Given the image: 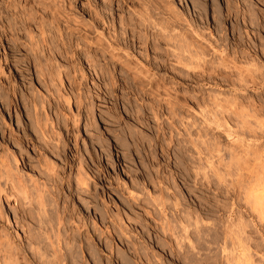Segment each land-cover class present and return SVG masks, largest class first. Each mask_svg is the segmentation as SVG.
I'll return each mask as SVG.
<instances>
[{"label": "rangeland", "instance_id": "1", "mask_svg": "<svg viewBox=\"0 0 264 264\" xmlns=\"http://www.w3.org/2000/svg\"><path fill=\"white\" fill-rule=\"evenodd\" d=\"M193 1L0 0V152L51 187L35 129L66 165L75 264H264V0ZM9 197L2 249L45 264L34 205Z\"/></svg>", "mask_w": 264, "mask_h": 264}, {"label": "bare ground", "instance_id": "2", "mask_svg": "<svg viewBox=\"0 0 264 264\" xmlns=\"http://www.w3.org/2000/svg\"><path fill=\"white\" fill-rule=\"evenodd\" d=\"M197 2V0H194L193 2L194 3H196ZM198 3V2H197ZM200 4V3H199ZM204 4V3H203ZM194 5H197V8L199 7V5L198 4H194ZM205 5V4H204ZM202 7H205V6H203V5H201ZM201 7V8H202ZM204 9V8H203ZM176 16V15H175ZM177 17V16H176ZM178 19V18H177ZM183 19V18H182ZM176 21V20H175ZM179 21V20H178ZM190 21V20H189ZM185 22V21H184ZM27 23V22H26ZM190 23H192L191 21H190ZM188 24V23H187ZM189 25V24H188ZM193 25V24H192ZM191 24H190V26H192ZM186 27V26H185ZM193 27V26H192ZM163 28H166V27H163ZM197 29V28H196ZM194 30L195 31V33H197L198 35H199V33L197 32V30ZM29 32H30V30H29ZM191 34V33H190ZM200 36V35H199ZM187 41V40H186ZM152 42V41H151ZM190 42V41H189ZM149 43H150V41H149ZM184 43V42H183ZM38 44V43H37ZM37 46V45H36ZM190 46H192V44L190 45V43H184V44H181V46H180V50H190L189 49V47ZM198 47V46H197ZM191 48V47H190ZM191 50H192V48H191ZM190 50V51H191ZM194 50V49H193ZM35 51V50H34ZM37 51H39V50H36V52ZM35 52V53H36ZM41 52V51H40ZM187 52V51H186ZM42 53H43V50H42ZM190 53H192V52H190ZM194 53V52H193ZM192 53V54H193ZM197 53V52H196ZM195 53V54H196ZM36 56V55H35ZM40 56V55H39ZM189 57H191L189 60L191 61H188V63L190 62L191 64L193 63L192 62V60L194 59V57H197V56H190L189 55ZM36 59H37V56H36ZM44 59V58H43ZM187 59V58H186ZM39 60H40V62H39V64H38V66L40 67L41 66V61H42V59H40V57H39ZM50 60V59H49ZM185 60V59H184ZM188 60V59H187ZM38 61V60H37ZM44 61V60H43ZM46 61V60H45ZM37 63V62H36ZM45 63V62H44ZM43 63V64H44ZM46 63H48V62H46ZM196 63V62H195ZM187 64V63H186ZM198 64V63H197ZM188 65V64H187ZM199 65V64H198ZM198 65H197V67H198ZM43 66V65H42ZM41 66V67H42ZM194 66H195V64H194ZM40 67V69H42ZM196 68V67H195ZM39 69V70H40ZM43 69H44V67H43ZM42 69V70H43ZM45 69H46V67H45ZM41 70V72H43ZM53 70V69H52ZM39 72V71H38ZM40 72V73H41ZM50 72V71H49ZM51 73V72H50ZM44 74V73H43ZM48 74V73H47ZM61 74V73H60ZM59 76V75H58ZM45 77V76H44ZM60 77V76H59ZM62 79V78H61ZM2 88H3V86H2ZM5 88V87H4ZM3 88V89H4ZM15 90V89H14ZM1 91V90H0ZM3 92V91H2ZM1 92V93H2ZM1 93H0V97L2 96L1 95ZM3 94V93H2ZM41 94H42V92H41ZM43 95V94H42ZM45 96V95H44ZM43 96V97H44ZM67 98V97H66ZM36 99V98H35ZM34 99V100H35ZM41 101V100H40ZM7 102V101H6ZM57 102V101H56ZM68 102V101H67ZM40 103V102H39ZM6 104V103H5ZM35 104V103H34ZM38 104V103H37ZM36 104V105H37ZM43 104V103H42ZM51 105V104H50ZM10 107V106H9ZM29 107V106H28ZM155 107V106H154ZM56 108V107H55ZM43 109V108H42ZM45 109V108H44ZM56 110V109H55ZM44 111V110H43ZM39 112V111H38ZM39 114V113H38ZM28 115V114H27ZM36 115H37V113H36ZM38 116V115H37ZM43 116V115H42ZM51 116V115H50ZM32 118V117H31ZM38 119V118H37ZM41 119V118H40ZM53 119V118H52ZM31 120V119H30ZM39 120V119H38ZM37 120V121H38ZM37 121H35V122H37ZM40 121H42V120H40ZM39 121V122H40ZM57 121H59V120H57ZM34 122V121H33ZM44 122H46V120L44 121ZM42 124V123H41ZM40 124V125H41ZM44 124V123H43ZM42 124V125H43ZM46 124V123H45ZM44 124V125H45ZM65 124V123H64ZM39 125V124H38ZM47 125V124H46ZM46 125L43 127V128H46ZM161 125V124H160ZM31 127V126H30ZM40 128H41V126H40ZM159 128H161V127H159ZM32 129V128H31ZM37 129V128H36ZM42 129V128H41ZM55 129V128H54ZM58 129V128H57ZM162 129V128H161ZM47 130V129H46ZM49 130V129H48ZM60 130V129H59ZM166 130V129H165ZM34 131H35V129H34ZM33 131V132H34ZM43 131H44V129H43ZM42 131V132H43ZM49 131H51V130H49ZM164 131V130H163ZM32 132V138L30 139H28L29 141H32V142H34V144H36L37 145V148H39L40 150H39V163H42V165L43 166H45L44 168H46V171H50V172H52L53 174H52V176L54 175V177H53V184L51 185V187L48 185V183L49 182H46V183H44V182H42V183H40V185H38V186H41L42 185V188H40V187H37V184L40 182L39 180H38V178L39 177H37V179H36V177H32V176H29L28 178H26V177H24V176H22L23 174H20L21 172L19 171L20 169L18 168L19 166H18V164H16V166L15 167H17V168H15L14 167V165H13V167L11 166L12 164H10V162H9V156H8V154L5 152V151H3V152H0V180H1V177L2 176H5L6 177V182H5V186H3L1 183H3L4 184V182L2 181V182H0V204L2 203V201H1V192H3V193H6V196H10L11 198L13 197L15 200H17L19 197H21L22 199H23V202H26L25 204H32V205H34V207H32V208H27L26 210H25V215L27 214V216H29L30 218H34V219H36V221H37V224H38V230H40V235H38V233H37V236H35L36 234H34V233H31L30 231H28V232H30V234H29V236L27 237L26 236V239L28 240V242H31L30 244H31V248H32V246L33 245H35L34 243H33V241H32V239L34 238V240L35 241H38V243L40 244L41 242L43 243V241H42V239H41V237H44L46 240H48L50 243H49V245L52 247V253H51V257H52V259L50 260V259H48V257L45 259L44 257V253H40V257L42 256L43 258H44V260H43V262H45V264H71V263H78L77 262V258H76V261H75V255H76V253H77V251H76V253H75V255L73 254V252L72 253H70L69 251H70V249L72 248V246L71 245H73L74 244V242H75V239H76V237L75 236H82L83 237V235H85V233H84V230L82 229L83 228V226H81V224H80V222L82 221L81 219V217H78V223H77V221H75L74 220V216L72 215L73 213H75V212H77V210H76V207L74 206H72L73 208H69L68 207V209H67V202H68V197H67V192H68V190H70L71 189V182H72V180H71V177H70V174L68 173L67 174V171L65 170V166L63 167V166H58V167H56L57 165H53L54 163L51 161V158H49L50 156V154H53V153H50L49 154V151L47 150L48 148H50V147H48V148H46L45 146L43 147V145L39 142L40 140H41V142H42V138L41 139H39V137H41V135L38 137V136H34L33 137V133ZM38 132H41V131H38ZM38 132H36L35 133V135L38 133ZM52 133H53V131H51ZM51 132H50V135H51ZM55 133H57L56 131H55ZM2 135H4V133L2 134ZM49 134H48V132H47V135L46 136H48ZM53 135V134H52ZM55 135H57V134H55ZM54 135V136H55ZM5 136V135H4ZM49 138H50V136H48ZM52 137V136H51ZM60 137H61V134H60ZM159 137V136H158ZM5 138V137H4ZM22 139V138H21ZM46 139V138H45ZM52 139H54V138H52ZM7 140V139H6ZM9 140V139H8ZM43 140H44V138H43ZM57 140V139H56ZM1 143V142H0ZM42 143H44V142H42ZM2 144V143H1ZM0 144V145H1ZM45 144H46V142H45ZM42 145V146H41ZM56 145V144H55ZM48 146H49V144H48ZM60 146V145H59ZM5 150V149H4ZM38 150V149H37ZM15 152H17V151H15ZM15 152H14V154H15ZM13 154V155H14ZM62 154V153H61ZM65 154V153H64ZM16 155V154H15ZM16 157V156H15ZM18 157V156H17ZM16 157V158H17ZM20 157V156H19ZM25 158V157H24ZM26 158H28V157H26ZM67 159V158H66ZM17 161H18V159H17ZM70 161V160H69ZM69 161H66V164L68 165L69 164ZM54 162H55V160H54ZM55 163H57V162H55ZM58 164V163H57ZM26 165H28V163L26 162ZM31 166H32V164H31ZM42 166V167H43ZM33 167V166H32ZM41 167V166H40ZM41 167V168H42ZM34 168V167H33ZM38 168V167H37ZM79 168H80V166H79ZM24 169V168H23ZM40 169V168H39ZM37 170V169H36ZM82 170V169H81ZM38 172H39V170H37ZM33 172V171H32ZM27 173V172H26ZM29 173V172H28ZM42 173V172H41ZM81 173V172H80ZM18 174H20L19 176H18ZM38 174H40V173H38ZM35 175V174H34ZM45 175V174H44ZM47 175V174H46ZM81 175V174H80ZM26 176V175H25ZM28 176V175H27ZM38 176H40V175H38ZM44 177V176H43ZM48 177H49V175H48ZM77 177V176H76ZM50 178V177H49ZM80 178H81V176H80ZM83 178V177H82ZM29 179V180H28ZM4 180V179H3ZM51 180H52V178L50 179V182H51ZM83 179H81V180H77V181H81V182H79V183H83V184H87V182L86 181H82ZM85 180V179H84ZM28 181H29V183H28ZM30 181L31 182H33L32 184L34 185V186H36L37 188V190H36V192L35 193H37V195H36V198H34V196H32L31 195V193L29 192V190H28V188H30L29 187V185H31L30 184ZM44 181V180H43ZM45 181H47V179L45 180ZM66 184H68V187L66 188L65 187V185ZM10 185V186H9ZM88 185V184H87ZM90 186V185H89ZM256 186V185H255ZM258 186V185H257ZM256 186V187H257ZM32 188V187H31ZM30 188V189H31ZM35 188V187H34ZM81 188V187H80ZM255 188V187H254ZM258 188V187H257ZM78 189V188H77ZM75 191H76V189H75ZM253 191V190H252ZM33 192V191H32ZM259 192V191H258ZM257 192V193H258ZM131 193V192H130ZM251 194V193H250ZM259 194V193H258ZM255 195V196H253V198L255 197V199H254V201L258 204V206L260 205V204H262V203H264V194H261V195ZM33 195H35V194H33ZM66 196L65 197V201H64V204H63V212H62V210H61V213L59 214V211L57 212V216H54V214H56V213H54L52 210V212L54 213H50L49 212V210H50V208H49V206L48 205H51V202L54 204V207H55V209L56 210H58L59 209V201H60V199L63 197V196ZM9 197V198H10ZM252 197V196H251ZM155 198H157V197H155ZM159 198V197H158ZM157 198V199H158ZM161 198V197H160ZM8 199V198H7ZM177 199V198H176ZM19 200V199H18ZM63 200V199H62ZM159 200H161V199H158V202H159ZM165 200V199H164ZM168 199H166V201H167ZM22 201V200H21ZM155 201H156V199H155ZM177 201V200H176ZM165 202V201H164ZM164 202H163V204H164ZM174 202V201H173ZM179 202V201H178ZM22 203V202H21ZM35 203V204H34ZM65 203H66V205H65ZM160 203V202H159ZM158 203V204H159ZM166 203V202H165ZM176 203V202H175ZM255 203V204H256ZM19 204V203H18ZM1 205H3V203L1 204ZM1 205H0V218L2 219V217H3V213L5 214V212H3L2 210V208H1ZM21 205V204H20ZM74 205V204H73ZM175 205H178V204H175ZM174 206V205H173ZM24 207V206H23ZM48 207V208H47ZM51 207H53V206H51ZM53 207V208H54ZM261 207V206H260ZM52 209V208H51ZM55 209H53V210H55ZM61 209V208H60ZM28 210L31 212V211H34L35 213H36V217L33 215V214H30L29 212H28ZM79 210V209H78ZM69 211H71V213L72 214H70V212ZM68 213L67 215H68V219H67V217L63 214V213ZM165 214V213H164ZM5 216V215H4ZM26 216V217H27ZM78 216V215H77ZM165 217V216H164ZM25 218V217H24ZM77 218V217H76ZM33 219V220H34ZM66 219H67V221H66ZM166 219V218H165ZM4 220V219H3ZM2 220V221H3ZM32 220V219H31ZM189 220V219H188ZM73 223H72V222ZM28 222V221H27ZM33 222V221H32ZM68 222H71L72 224H74V226L76 227V229H77V232H76V234L74 235V236H70L68 233H66L67 232V230H68V226H67V224H68ZM167 222V221H166ZM26 223V222H25ZM30 224V223H29ZM96 224H98V223H96ZM29 228H33L32 226L30 227L29 225H28V223L26 224ZM125 225V224H124ZM163 225H165V224H163ZM190 225V224H189ZM22 226V225H21ZM24 226V225H23ZM84 226H85V224H84ZM170 226V225H169ZM168 226V227H169ZM62 227L64 228V230H63V232L64 233H66V235L62 232ZM185 227H187V226H185ZM36 228V227H35ZM86 228V227H85ZM28 229V228H27ZM26 229V230H27ZM31 229H28V230H31ZM94 229V228H93ZM97 229V228H96ZM163 229H165V228H163ZM33 230V229H32ZM66 230V231H65ZM70 230V229H69ZM75 230V229H74ZM87 230V229H86ZM166 230V229H165ZM168 230V229H167ZM187 230V229H186ZM186 230H184V231H186ZM4 231H5V229H4ZM89 230H87V232H88ZM172 231V230H171ZM1 232V231H0ZM37 232V231H36ZM69 232V231H68ZM86 232V233H87ZM97 232V231H96ZM4 233V232H3ZM26 233V232H25ZM75 233V232H74ZM91 233V232H90ZM6 234V233H5ZM68 234V235H67ZM72 234V233H71ZM88 234V233H87ZM92 234H93V232H92ZM7 236V235H6ZM3 236H1V238H2ZM9 237V236H8ZM10 238V237H9ZM9 238H7V241H8V239ZM44 238H43V240H44ZM80 238V237H79ZM78 238V239H79ZM3 239V238H2ZM78 239H76V240H78ZM83 239V238H82ZM61 241L63 242V243H61ZM78 241H80V240H78ZM77 241V242H78ZM82 241V240H81ZM3 242H5V240L3 239ZM8 242H10V241H8ZM12 242V241H11ZM10 242V243H11ZM28 242H27V244H28ZM47 241H45V243H46ZM77 242H75V243H77ZM38 243H37V245H38ZM48 243V242H47ZM191 243V242H190ZM5 244V243H4ZM7 244V245H6ZM5 244V246H4V248H6V246H9V244L8 243H6ZM13 244V243H12ZM12 244H10V245H12ZM33 244V245H32ZM62 244V245H61ZM243 244V243H242ZM241 244V245H242ZM1 245V244H0ZM57 246V248H56V246ZM227 245V244H226ZM235 245V244H234ZM237 245H238V243H237ZM29 246V245H28ZM191 246L192 247H194L193 246V244H191ZM236 246V245H235ZM25 247H27V246H25ZM30 247V246H29ZM37 247V246H36ZM71 247V248H70ZM179 247V246H178ZM227 247V246H226ZM12 247L10 246V248L8 249V247L6 248V249H4V250H6V251H4L3 249H2V245H1V248H0V258H1V260H0V263L1 264H22L23 262H24V260H25V264H26V261L28 260V255H27V253H28V251L25 249H23L25 252H23L21 255V259L19 258V253L21 252L19 249H17L18 250V252H16V253H14V252H12V249H11ZM48 248V247H47ZM196 248V247H195ZM194 248V249H195ZM37 249V248H36ZM65 249V250H64ZM14 250V249H13ZM22 250V251H23ZM51 250V249H50ZM64 250V251H63ZM193 250V249H192ZM227 250V249H226ZM20 251V252H19ZM37 251V250H36ZM81 251V250H80ZM30 252V251H29ZM69 252V253H68ZM136 252H137V250H136ZM244 252V251H243ZM25 253V254H24ZM242 253V252H241ZM24 254V255H23ZM37 254V253H36ZM71 254H73L74 256L72 257V255ZM140 254V253H139ZM142 254V253H141ZM38 255V254H37ZM48 255V254H47ZM77 255H78V253H77ZM76 255V256H77ZM246 255V254H245ZM242 256V255H241ZM243 256H244V254H243ZM243 256H242V258H243ZM248 256V255H247ZM39 257V256H38ZM39 257V258H40ZM41 257V258H42ZM39 258H37L38 260H40ZM209 258V257H208ZM195 259V258H194ZM207 259V258H206ZM23 260V261H22ZM47 262H46V261ZM209 260V259H208ZM41 261V260H40ZM39 261V262H40ZM79 261V260H78ZM192 261V260H191ZM232 261V260H231ZM243 261V260H242ZM27 262H29V261H27ZM42 262V261H41ZM86 262V261H85ZM199 262V261H198ZM243 262H245V261H243ZM251 262V261H250ZM250 262H247L248 264H251ZM74 263V264H75ZM79 263H80V261H79ZM228 263V262H227ZM232 263V262H231ZM238 263H239V261H238ZM31 264V263H30ZM40 264V263H39ZM41 264H44V263H41Z\"/></svg>", "mask_w": 264, "mask_h": 264}, {"label": "snow or ice", "instance_id": "3", "mask_svg": "<svg viewBox=\"0 0 264 264\" xmlns=\"http://www.w3.org/2000/svg\"><path fill=\"white\" fill-rule=\"evenodd\" d=\"M261 214L264 215V203L261 204Z\"/></svg>", "mask_w": 264, "mask_h": 264}]
</instances>
